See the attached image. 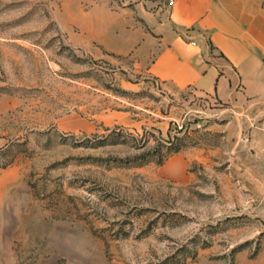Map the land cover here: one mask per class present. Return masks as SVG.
Wrapping results in <instances>:
<instances>
[{
  "label": "rangeland",
  "instance_id": "rangeland-1",
  "mask_svg": "<svg viewBox=\"0 0 264 264\" xmlns=\"http://www.w3.org/2000/svg\"><path fill=\"white\" fill-rule=\"evenodd\" d=\"M99 1L0 0V264H264L255 117L73 46Z\"/></svg>",
  "mask_w": 264,
  "mask_h": 264
},
{
  "label": "crops",
  "instance_id": "crops-1",
  "mask_svg": "<svg viewBox=\"0 0 264 264\" xmlns=\"http://www.w3.org/2000/svg\"><path fill=\"white\" fill-rule=\"evenodd\" d=\"M121 3H93L77 17L71 44L131 60L170 90L191 88L247 109L264 164V0Z\"/></svg>",
  "mask_w": 264,
  "mask_h": 264
},
{
  "label": "built area",
  "instance_id": "built-area-1",
  "mask_svg": "<svg viewBox=\"0 0 264 264\" xmlns=\"http://www.w3.org/2000/svg\"><path fill=\"white\" fill-rule=\"evenodd\" d=\"M169 5L173 3V0H168Z\"/></svg>",
  "mask_w": 264,
  "mask_h": 264
}]
</instances>
